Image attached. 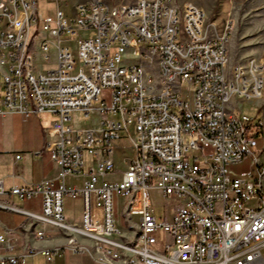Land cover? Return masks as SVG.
Instances as JSON below:
<instances>
[{
    "label": "built area",
    "instance_id": "built-area-1",
    "mask_svg": "<svg viewBox=\"0 0 264 264\" xmlns=\"http://www.w3.org/2000/svg\"><path fill=\"white\" fill-rule=\"evenodd\" d=\"M53 2L54 15L43 16L39 0H0V117H55L43 129V152L58 168L53 179L9 190L0 180V197L41 199L39 214L0 202V211L23 217L0 235V264H25L36 253L25 247L9 259L17 236L38 224L72 241L70 251L41 252L47 262L65 252L89 256L76 250L77 234L93 233L101 253L124 264H132L129 252L141 264H264V145L250 133L262 123L242 112L263 96V60L231 65L228 24L219 28L193 4L134 0L107 17L106 2L91 0L71 19ZM37 53L49 69L36 68ZM105 90L109 103L100 98ZM95 111L97 130L73 128L74 114L86 121ZM119 142L128 144L126 169L120 181H107L117 172ZM68 178L84 181L69 186ZM151 191L179 205L170 220L157 221ZM64 197L82 199L81 225L64 222ZM116 198L127 200L125 233ZM158 232L167 238L156 250Z\"/></svg>",
    "mask_w": 264,
    "mask_h": 264
},
{
    "label": "crops",
    "instance_id": "crops-1",
    "mask_svg": "<svg viewBox=\"0 0 264 264\" xmlns=\"http://www.w3.org/2000/svg\"><path fill=\"white\" fill-rule=\"evenodd\" d=\"M51 1L53 2L54 0ZM88 2L90 1L85 0V2H81L79 0L74 4L73 8L77 4ZM78 7L79 5L75 7V14ZM46 115L33 116L28 120H24L21 116L15 114L0 117V180L3 181L6 190L14 186H22L24 183H38L44 179H53L57 176V166L51 162L48 154L43 152L45 143L43 134L45 122L43 117ZM76 115L79 117L78 114H74L73 119H75ZM99 120V116L95 111L90 119L82 121L73 128L78 131L97 130ZM127 147L120 148L118 146L113 152L112 158L117 172L114 175L106 176L105 179L107 181H120V175L125 171L126 161L129 158ZM16 156H20V159H16ZM85 161L88 166L92 160L86 155ZM83 181V178H68L66 183L69 186L76 185L77 187H81ZM0 202L22 208L31 213L39 214L41 212L40 198L19 200L7 195L0 197ZM72 203L76 206L77 218H74L73 215H65L66 209L67 211L69 209L68 205ZM82 211L83 201L80 197L63 198V216L64 218L66 216L71 221L69 224L81 225ZM22 221L23 217L19 214L0 211V235L4 233V229L17 228ZM125 230L123 233L126 232ZM37 232H42L44 238H37ZM89 236H93V233L77 234L76 244L86 246L90 250L91 255H73L65 252L63 255L54 257L52 262H47L41 252L65 251V247L69 241H66V236L63 233L48 225L27 226L26 233L16 238L18 250L9 251V257L21 256L24 253L25 247H29L36 253L31 257H27L25 264H96L94 260H98L99 256L95 252L94 242H91L92 240ZM90 256H93V259Z\"/></svg>",
    "mask_w": 264,
    "mask_h": 264
},
{
    "label": "rangeland",
    "instance_id": "rangeland-1",
    "mask_svg": "<svg viewBox=\"0 0 264 264\" xmlns=\"http://www.w3.org/2000/svg\"><path fill=\"white\" fill-rule=\"evenodd\" d=\"M79 0H59L61 9L71 15V19L77 16L75 14L74 4ZM91 1V0H89ZM106 5L114 7L115 5L131 3L134 0H104ZM85 2V0H81ZM174 2L183 7H192V4L201 8L204 11L205 17L210 21L215 22L219 28H223L226 24L229 26L230 38L228 43V55L231 65L244 63L251 58L262 59L264 63V0H174ZM40 13L43 16L54 15L55 3L51 0H41L39 4ZM79 8V7H78ZM78 10V9H77ZM75 14V15H74ZM74 15V16H73ZM114 53V49H112ZM53 60V59H52ZM34 64L38 70L45 71L51 67L37 53L34 58ZM100 98L106 103H109V91L105 90L101 93ZM97 107L98 103H94ZM242 112L255 119H260L262 123V137H260L261 146L264 145V92L262 98L255 104H244ZM11 115V114H8ZM45 127H48L49 122L55 120L52 115L43 117ZM85 120H80L76 115L72 122V126H76ZM254 134L255 132H250ZM118 146L127 147L125 142H119ZM196 154H192L195 156ZM119 156V155H118ZM248 163H244L239 167H235V172L242 171L247 168ZM154 215L158 222L170 220L179 205L171 200L164 199L157 191L149 193ZM67 203V202H66ZM71 203V202H70ZM127 204L125 198H116L114 204V212L117 219V224L124 231L126 224L123 220L122 213ZM69 209L65 211V215H73L77 218L76 206L72 203L68 205ZM136 218L133 219L135 221ZM64 222H71L68 218H64ZM73 222V221H72ZM75 222V221H74ZM72 225V224H71ZM158 244L154 249L159 250L161 245L165 243L166 236L158 232L155 234Z\"/></svg>",
    "mask_w": 264,
    "mask_h": 264
},
{
    "label": "bare ground",
    "instance_id": "bare-ground-1",
    "mask_svg": "<svg viewBox=\"0 0 264 264\" xmlns=\"http://www.w3.org/2000/svg\"><path fill=\"white\" fill-rule=\"evenodd\" d=\"M7 11L9 13H16V4H7ZM104 13L107 17H114V7L104 5ZM79 8L77 10V16L74 19H78ZM190 80H198V73H190ZM93 240V236H89ZM133 243H142V233H133ZM72 249V241H69L65 247V251H70ZM30 251L35 252L33 249L29 248ZM76 250L88 251L91 255L90 250L86 246H81L76 244ZM94 250L98 254V261L102 264H124V257H115L113 254L101 253V246H97L94 243ZM44 253H51V251H46ZM9 259H16V257H9ZM129 262L132 264H141V257H139L137 252H129ZM142 264H149V262H142Z\"/></svg>",
    "mask_w": 264,
    "mask_h": 264
},
{
    "label": "trees",
    "instance_id": "trees-1",
    "mask_svg": "<svg viewBox=\"0 0 264 264\" xmlns=\"http://www.w3.org/2000/svg\"><path fill=\"white\" fill-rule=\"evenodd\" d=\"M256 120L259 121L260 119L258 118ZM253 136L257 139L258 145L261 146L259 139H260V137H262V128L259 131H256Z\"/></svg>",
    "mask_w": 264,
    "mask_h": 264
}]
</instances>
